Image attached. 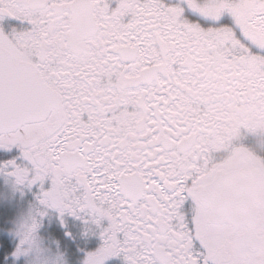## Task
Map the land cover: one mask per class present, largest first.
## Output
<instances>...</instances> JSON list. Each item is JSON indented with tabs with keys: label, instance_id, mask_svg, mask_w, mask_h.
<instances>
[{
	"label": "snow or ice",
	"instance_id": "snow-or-ice-1",
	"mask_svg": "<svg viewBox=\"0 0 264 264\" xmlns=\"http://www.w3.org/2000/svg\"><path fill=\"white\" fill-rule=\"evenodd\" d=\"M69 10L0 0V264H264V177L238 195L211 145L164 140L166 97L128 143L101 72L127 62L107 45L103 66L83 58ZM25 206L45 249L25 250Z\"/></svg>",
	"mask_w": 264,
	"mask_h": 264
},
{
	"label": "flooded vegetation",
	"instance_id": "flooded-vegetation-1",
	"mask_svg": "<svg viewBox=\"0 0 264 264\" xmlns=\"http://www.w3.org/2000/svg\"><path fill=\"white\" fill-rule=\"evenodd\" d=\"M100 2L66 0V34L91 65L105 64L106 45L127 62V70L101 68L127 142L166 97L156 110L172 126L163 139L211 145L212 158L234 165L229 189L254 200L264 177V0ZM21 212L28 224L27 206ZM30 235L47 248L46 237Z\"/></svg>",
	"mask_w": 264,
	"mask_h": 264
},
{
	"label": "rangeland",
	"instance_id": "rangeland-1",
	"mask_svg": "<svg viewBox=\"0 0 264 264\" xmlns=\"http://www.w3.org/2000/svg\"><path fill=\"white\" fill-rule=\"evenodd\" d=\"M21 213L22 212L20 211V213L17 215L15 223L18 226V231L22 234L21 235V240H22L23 243H25V250L27 248V244H28L29 239L34 241V243L36 245L40 246L39 238L35 237L33 235H30V230H29L28 224H27L26 220L23 219V215ZM44 259H45L44 257H41V260L39 261V264H44Z\"/></svg>",
	"mask_w": 264,
	"mask_h": 264
}]
</instances>
